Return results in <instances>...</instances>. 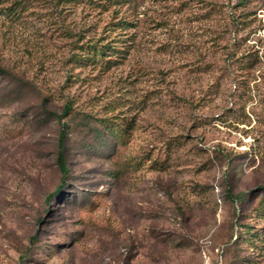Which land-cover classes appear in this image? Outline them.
Masks as SVG:
<instances>
[{"label":"rangeland","instance_id":"obj_1","mask_svg":"<svg viewBox=\"0 0 264 264\" xmlns=\"http://www.w3.org/2000/svg\"><path fill=\"white\" fill-rule=\"evenodd\" d=\"M0 264H264V0H0Z\"/></svg>","mask_w":264,"mask_h":264},{"label":"trees","instance_id":"obj_2","mask_svg":"<svg viewBox=\"0 0 264 264\" xmlns=\"http://www.w3.org/2000/svg\"><path fill=\"white\" fill-rule=\"evenodd\" d=\"M60 1V0H58ZM64 2H70L73 0H63ZM92 1V0H89ZM118 1V0H115ZM92 50V52H94V56L98 57L103 55V50L101 48L97 49L96 45H92L90 46V48ZM88 60L91 59V57L87 58ZM80 60V59H78ZM66 109V108H65ZM68 109V108H67ZM66 109V110H67ZM63 134H61L59 136V139L57 141V155H56V164L60 173V184L57 186V188L55 189V191L53 192V195H56L60 192V190L63 188V185H65L66 183V179H67V175H68V168L66 166V162H65V158H64V147H63Z\"/></svg>","mask_w":264,"mask_h":264}]
</instances>
